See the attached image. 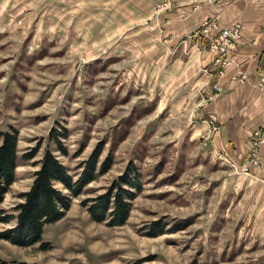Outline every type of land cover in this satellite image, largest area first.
Returning a JSON list of instances; mask_svg holds the SVG:
<instances>
[{
  "label": "rangeland",
  "instance_id": "1",
  "mask_svg": "<svg viewBox=\"0 0 264 264\" xmlns=\"http://www.w3.org/2000/svg\"><path fill=\"white\" fill-rule=\"evenodd\" d=\"M146 1L0 3V129L19 131L16 179L0 208L15 213L47 149L74 177L98 141L99 163L112 155L106 171L69 195L70 207L45 224L40 241L0 238V264H264V181L209 147L220 123L213 114L199 134L192 128L196 109L209 101L202 88L222 85L223 74L214 79L217 53L200 70L178 66L177 48L163 51L162 29L151 20L167 2ZM195 37L210 50L208 36ZM191 69L204 78L193 83ZM129 161L142 189L126 222L92 219L81 200L104 192ZM14 221H0V230Z\"/></svg>",
  "mask_w": 264,
  "mask_h": 264
},
{
  "label": "crops",
  "instance_id": "2",
  "mask_svg": "<svg viewBox=\"0 0 264 264\" xmlns=\"http://www.w3.org/2000/svg\"><path fill=\"white\" fill-rule=\"evenodd\" d=\"M26 1V0H25ZM148 1V2H147ZM145 5L153 6L157 0H147ZM164 1V2H163ZM220 0H159L167 2L160 14L153 17L154 25L162 29L164 41L163 51L171 53L170 48H177V65L184 66L186 71L189 65H195L200 70L203 66L211 65L214 53L202 48L199 39L187 37L196 31L202 20L215 13ZM12 0H0L3 6H9ZM224 9L220 15L222 24H229L241 20L243 24L242 36L232 48L234 61L225 68L221 91L199 106L193 116L192 128L194 134L208 127V115L213 114L220 121L219 127L212 131L209 147L216 154H223L229 158L236 168L248 167L243 173L264 181V101L257 86L259 81L258 69L264 61V0H223ZM22 4H19L20 8ZM145 15L149 18L152 12ZM2 28V27H0ZM157 37V36H156ZM165 48V49H164ZM190 51L189 54H187ZM112 54H116L112 52ZM183 72L185 75V68ZM215 69V68H212ZM196 70V71H197ZM238 70L244 71L247 76L244 81L234 76ZM191 80L197 83L204 75L191 69ZM215 80H218L217 72ZM206 77V75H205ZM212 90L211 85L204 86L202 96ZM205 118V120H203ZM256 128H261L263 141L259 146V163L251 167L250 161L251 135ZM251 167V169H250Z\"/></svg>",
  "mask_w": 264,
  "mask_h": 264
},
{
  "label": "trees",
  "instance_id": "3",
  "mask_svg": "<svg viewBox=\"0 0 264 264\" xmlns=\"http://www.w3.org/2000/svg\"><path fill=\"white\" fill-rule=\"evenodd\" d=\"M18 128L9 125L0 129V203L3 201L9 186L16 179ZM58 148L67 153L66 146L54 136ZM103 141H98L88 157L80 162V171L74 177L67 166L57 158L56 154L47 149L38 160L39 167L33 171L29 187L19 192L21 200L14 205V212H5L0 208V221L14 219L12 226L0 230V238L9 240L21 246L34 244L41 240L46 223L61 218L70 207L71 195H80L85 186L94 180L98 174L106 171L112 155H107L99 163V155L103 148ZM37 149H33L24 156L32 157ZM62 187L68 189L64 192ZM142 189V174L137 166L129 161L124 171L112 180L109 187L101 193L81 200L92 219L106 220L109 225H119L126 222L132 199ZM153 222L152 232L158 234L159 227ZM47 241L41 244L44 248ZM14 264H38L26 260H15Z\"/></svg>",
  "mask_w": 264,
  "mask_h": 264
},
{
  "label": "built area",
  "instance_id": "4",
  "mask_svg": "<svg viewBox=\"0 0 264 264\" xmlns=\"http://www.w3.org/2000/svg\"><path fill=\"white\" fill-rule=\"evenodd\" d=\"M224 9L223 0H220L217 4L215 13L205 17L200 25L197 27L193 34H189L188 37L192 36H208L209 43L208 48L214 50L217 53L214 59V65L217 67V73L222 75L225 67L231 65L234 61L232 54V48L236 45L237 41L242 36L243 24L241 20H235L229 24H222L220 22V15ZM259 81L257 86L262 94L264 101V61L261 63L258 69ZM247 74L244 71H238L234 76L236 79L244 81ZM222 89V85L216 81L212 86V90L207 94V99L210 100L215 94H218ZM219 127V124H218ZM251 149H250V161L257 165L258 164V151L259 146L263 141V133L261 128L254 129L251 135Z\"/></svg>",
  "mask_w": 264,
  "mask_h": 264
},
{
  "label": "bare ground",
  "instance_id": "5",
  "mask_svg": "<svg viewBox=\"0 0 264 264\" xmlns=\"http://www.w3.org/2000/svg\"><path fill=\"white\" fill-rule=\"evenodd\" d=\"M221 156V154H219ZM258 163H259V159H258ZM258 165V164H257ZM248 170L247 166H244V168H242V171L246 172Z\"/></svg>",
  "mask_w": 264,
  "mask_h": 264
}]
</instances>
